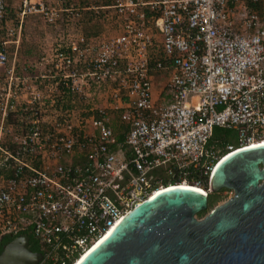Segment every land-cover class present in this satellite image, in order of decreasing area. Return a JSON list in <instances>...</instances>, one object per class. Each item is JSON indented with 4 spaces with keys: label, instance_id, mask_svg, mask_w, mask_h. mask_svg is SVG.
Returning a JSON list of instances; mask_svg holds the SVG:
<instances>
[{
    "label": "built area",
    "instance_id": "obj_1",
    "mask_svg": "<svg viewBox=\"0 0 264 264\" xmlns=\"http://www.w3.org/2000/svg\"><path fill=\"white\" fill-rule=\"evenodd\" d=\"M106 7L119 32L101 39L76 25L44 71L8 64L24 15L55 24L59 11L79 20V8L20 0L17 30L0 40V242L31 233L39 264H74L161 188L212 193L224 157L264 142V0ZM7 17L0 0V24ZM215 127L235 129V141L213 140Z\"/></svg>",
    "mask_w": 264,
    "mask_h": 264
},
{
    "label": "water",
    "instance_id": "obj_2",
    "mask_svg": "<svg viewBox=\"0 0 264 264\" xmlns=\"http://www.w3.org/2000/svg\"><path fill=\"white\" fill-rule=\"evenodd\" d=\"M210 187L233 195L198 218L208 194L164 190L120 219L80 264H264V145L224 158ZM42 257L21 234L3 245L0 264Z\"/></svg>",
    "mask_w": 264,
    "mask_h": 264
},
{
    "label": "rangeland",
    "instance_id": "obj_3",
    "mask_svg": "<svg viewBox=\"0 0 264 264\" xmlns=\"http://www.w3.org/2000/svg\"><path fill=\"white\" fill-rule=\"evenodd\" d=\"M50 7H75L79 8L81 17L79 20L65 21L63 14L59 11V19L56 23L48 21L43 15L38 13L26 14L20 32V40L18 44H9V65L14 64L17 68L36 67L40 70L46 68L47 60L52 54L56 43L60 37L66 36L68 32L75 33L76 25L79 24V31L88 36L97 35L104 39L110 35L119 32L120 26L118 19L115 17L112 9L108 5L114 0H43ZM7 6V22L0 24V40L7 38V28L14 27L17 30L19 20L18 4L20 0H4ZM90 7V9H87ZM167 74H160L153 80V97L157 98L164 86ZM99 93V92H97ZM108 92L106 88H102L99 93V104H103L105 96ZM97 98L96 96L93 97ZM80 107L79 109H82ZM115 127H119V123L115 122ZM229 141H235L236 130L226 129ZM232 194L227 190L219 192L218 200L211 206L207 207L206 212L198 216L202 218L213 207L223 203Z\"/></svg>",
    "mask_w": 264,
    "mask_h": 264
},
{
    "label": "trees",
    "instance_id": "obj_4",
    "mask_svg": "<svg viewBox=\"0 0 264 264\" xmlns=\"http://www.w3.org/2000/svg\"><path fill=\"white\" fill-rule=\"evenodd\" d=\"M227 134H226V130L225 128H221V127H215L214 131H213V136L212 139H221V140H228L227 138ZM234 142V141H232ZM222 190H226L225 188L220 189L219 191L216 192H212L208 194V207L213 205L219 198L218 194L220 191ZM204 212H206V210H202L200 212L197 213L198 216L202 215ZM29 236V247L31 250L33 251H41V246L38 243V241L34 238V236L31 233H25ZM14 236H10V235H4L1 239L0 242V252L3 248V245L6 244L8 241H10Z\"/></svg>",
    "mask_w": 264,
    "mask_h": 264
},
{
    "label": "bare ground",
    "instance_id": "obj_5",
    "mask_svg": "<svg viewBox=\"0 0 264 264\" xmlns=\"http://www.w3.org/2000/svg\"><path fill=\"white\" fill-rule=\"evenodd\" d=\"M262 145V144H264V142H262V143H253L252 145H251V147L250 148H252V147H256V145ZM249 147H246L245 149H248ZM232 154V153H231ZM230 155V154H229ZM229 155H227V156H229ZM226 156V157H227ZM226 157H224V158H226ZM223 160V159H222ZM176 187H180V188H188V189H193V190H196L197 192H199V193H202V194H205V192H204V189H202V188H200V187H188V186H186V185H182V186H176ZM175 186H173V187H169V188H161V189H159V190H157V191H155L154 193H153V197L155 196V195H157L158 193H160V192H162V191H164V190H167V189H170V188H176ZM108 234V233H107ZM106 234V235H107ZM105 235V236H106ZM104 236V237H105ZM104 237H102L98 242H96L90 249H88L84 254H82L81 256H79L76 260H75V262H74V264H80L81 262H82V260L102 241V239L104 238Z\"/></svg>",
    "mask_w": 264,
    "mask_h": 264
},
{
    "label": "crops",
    "instance_id": "obj_6",
    "mask_svg": "<svg viewBox=\"0 0 264 264\" xmlns=\"http://www.w3.org/2000/svg\"><path fill=\"white\" fill-rule=\"evenodd\" d=\"M162 90V89H161Z\"/></svg>",
    "mask_w": 264,
    "mask_h": 264
}]
</instances>
